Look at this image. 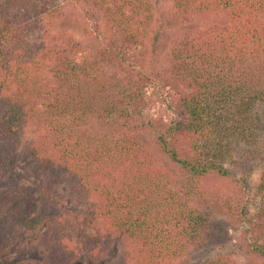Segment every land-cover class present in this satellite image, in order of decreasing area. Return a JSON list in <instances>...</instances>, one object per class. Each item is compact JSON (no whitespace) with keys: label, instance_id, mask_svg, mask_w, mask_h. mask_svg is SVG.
Segmentation results:
<instances>
[{"label":"trees","instance_id":"1","mask_svg":"<svg viewBox=\"0 0 264 264\" xmlns=\"http://www.w3.org/2000/svg\"><path fill=\"white\" fill-rule=\"evenodd\" d=\"M170 1L183 26L168 69L150 70L160 0H0V181L15 188L0 200L16 226L51 225L54 260L75 243L65 189L89 208L79 242L98 260L240 264L190 259L216 209L248 223L264 264V171L256 212L209 183L246 186L236 152L264 142V0ZM75 2L102 14L111 39L97 53L64 25Z\"/></svg>","mask_w":264,"mask_h":264},{"label":"rangeland","instance_id":"2","mask_svg":"<svg viewBox=\"0 0 264 264\" xmlns=\"http://www.w3.org/2000/svg\"><path fill=\"white\" fill-rule=\"evenodd\" d=\"M160 1L162 3L161 10H163L160 17L163 18L164 22L161 26V33L159 32L160 40L156 44L158 56L153 59L149 66L150 70L168 69V56L173 44V34L183 26L179 14L173 9V3L170 0ZM162 18L161 20L158 19L155 31L159 30ZM65 20L64 25H67V28L94 53H97L96 51L100 50L103 45L110 42L111 36L105 28L102 14L89 5L78 2L69 4ZM154 110L148 109L147 113L152 115ZM262 133V140H264V129ZM143 137L146 142L152 143L151 134L145 132ZM152 148L155 149L154 146ZM160 159L162 163L169 166L166 157L160 156ZM236 159L238 164L234 168L237 167V173L240 176L246 177V186L233 185L229 181L215 176L209 178V183L216 187L221 186L220 183L225 184L236 192L238 201L242 206L248 204L251 212H256L260 205L257 187L264 171V142L251 150L241 149L236 152ZM17 170L22 171L21 168ZM10 180L0 181V191L4 195L15 189ZM63 194L65 195L63 210L68 213L74 226V232L71 231V234L75 235V243L70 245L72 248L70 256L59 261L52 259L51 225H48L46 221L45 224L35 228L16 226L13 221L12 203L10 200H0V249L4 264H109L104 259L94 258L79 242L84 233H94L93 227L88 223L89 208L67 190L63 189ZM207 207L209 208L211 205H203L205 208L203 210H206ZM209 211H212L210 222L212 224L204 229L201 238L193 244L196 256H192L190 259H203L228 252V255L240 264H259L250 251L249 244L254 242L252 233L248 232V223L241 220L233 221L228 214L219 213L216 209H209ZM73 248H75V253H72ZM55 250L57 252L58 248L56 247ZM103 261L104 263H102Z\"/></svg>","mask_w":264,"mask_h":264}]
</instances>
